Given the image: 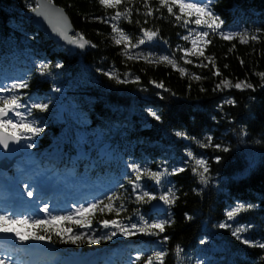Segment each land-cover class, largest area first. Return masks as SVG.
I'll list each match as a JSON object with an SVG mask.
<instances>
[{
    "label": "trees",
    "instance_id": "obj_1",
    "mask_svg": "<svg viewBox=\"0 0 264 264\" xmlns=\"http://www.w3.org/2000/svg\"><path fill=\"white\" fill-rule=\"evenodd\" d=\"M53 1L67 11L77 34L90 41L91 47L88 51L71 52L38 31L27 14L32 11L29 5L36 6V0H0V60L9 61L29 54L45 60L48 65L45 71L35 65L26 80L28 87L22 91L49 92L55 84L66 88L80 114L87 119L86 135L100 132L116 154L139 163L142 169L167 170L160 183L165 184L173 203L167 204V212L161 214L169 221L164 228V237L168 239L163 238V264H194L192 257L206 236L225 245L226 250L216 253L218 260L224 258L219 264H264V249L258 246L264 243V78L257 75L264 72V0H213L211 7L224 21L223 30L247 32L249 37L256 35L258 39L241 43L239 37L224 40L218 31H210L204 56L191 58V63L186 62L182 51L189 45L183 39L188 24L185 25L183 19L177 21L159 0H122L117 9L105 8L99 0ZM145 3L152 9L151 15H145L148 11ZM126 7L132 9L131 22L122 17L116 23L130 37L131 43L144 37L143 29L157 32L154 46L166 50L186 73L181 75L172 66L130 60L123 55V46L113 41L111 26L104 20H110L116 10L123 12ZM173 12L182 15L178 6ZM188 20L190 23L193 18ZM207 56H212L213 61H208ZM201 64L207 67L198 66ZM217 69L218 76L213 74ZM109 72L127 83H118L105 74ZM190 73L201 79L190 78ZM225 79L232 85L241 81L251 83L254 89L233 87L230 91H213ZM160 84L163 88L158 86ZM226 100L236 103H224ZM152 112L161 119L156 120ZM35 113L47 118L38 144L40 153L51 150L60 141L67 155L80 152L72 124L50 120L46 110L35 109ZM178 132L193 139L186 138V142ZM209 135L213 137V144L221 145L220 149L203 148L197 143H206ZM85 148L83 154L89 153L93 158L100 145ZM188 148H192L195 155L206 156L207 183H202L192 171L196 164L187 156ZM217 156L219 161L215 159ZM95 161L97 170L90 173L107 176L120 169L119 158L102 164L97 158ZM79 162V170L90 169L83 156ZM181 163L184 171L173 173L174 166ZM115 175L118 179L114 187L99 200L97 210L83 215L90 220L87 225L96 227L112 219L120 223H152L158 215L152 212V203L163 195L157 182L143 172L139 180L135 171H117ZM136 183L144 190L139 191ZM145 191L155 193L156 199H137ZM109 202L114 209L121 210L118 213L98 210ZM238 203L255 205L236 215L253 244H243L232 235V228L219 227L228 220L229 208ZM77 221L62 220L58 226L47 225V220L40 221L49 231L29 223L33 236L50 235L51 239L45 240L63 253L100 250L118 242L101 239L98 244L87 243L90 235L80 236L78 228L85 224ZM142 236L151 237L144 233ZM69 237L79 239L72 243ZM149 255H141L134 264H144Z\"/></svg>",
    "mask_w": 264,
    "mask_h": 264
},
{
    "label": "rangeland",
    "instance_id": "obj_2",
    "mask_svg": "<svg viewBox=\"0 0 264 264\" xmlns=\"http://www.w3.org/2000/svg\"><path fill=\"white\" fill-rule=\"evenodd\" d=\"M185 2H196V0H185ZM29 8L32 9L33 6L29 5ZM27 14L31 18L32 11L27 13ZM193 20H194V18H193ZM107 24H109V26H111L110 22H108ZM222 25H221V29L223 30ZM199 30L210 32L209 29H207L203 26H200V28H197V26L193 22H190V23H188L187 27L185 28V34L183 35V37L186 35H189L190 32H192L194 35L195 31H199ZM217 31L219 32V30H217ZM224 31H226V32H238V31H231V30H224ZM113 35H115V34L112 33L111 36L113 37ZM205 39H207V37ZM155 42H156V37H154L152 40H148L145 38L144 44H140L138 47H133V45H136L137 43H131V41H130V44L127 46L128 55L126 56L124 54V51H123V55L128 59H129V56H131L132 58L130 60H135V61L142 60L143 62H146L148 64L163 63L166 65L172 66L171 64H168L166 61H159L160 56H168L169 58L174 59L175 61H176V59L174 57H172L166 50L162 49L161 47H155L154 46ZM187 42L189 44L187 48H190L191 43H190V41H187ZM121 45L123 46V48L125 50V45H123V44H121ZM202 47L204 48V51H205L206 45H202ZM26 54H28V53H26ZM140 54H142V55H140ZM149 54H151V56H149ZM144 57H148V59H145ZM196 57H198V56H193L191 53H188L187 56L184 57V59L186 61H188L191 58H196ZM149 60H152L153 62L150 63ZM43 64H45V60L34 58L32 55H29V54L26 57H19V56L13 57L9 61H3L2 62L0 60V88L7 87L10 89V87L13 83H15L19 80L26 81L30 72L32 71V68L35 65L36 66H42ZM175 69H179V66L177 63H176ZM185 73H186V71H185ZM191 74L192 73L189 74L190 78L195 79L193 77V75H191ZM221 88L224 89L225 91H230L233 89V87H227V86H223V85H221ZM9 94L19 95L21 98V103L28 106V108L30 109V114L28 112H26V110L24 108L19 109V111L25 112L26 121L27 122H34L33 123L34 127H40L42 129L44 127V122L47 120V118H41V117L37 116V113H35V109L31 108V105L35 104V103H44V104L48 105V108L46 109V111L49 115L50 120L55 121L56 123H63V124L67 123L70 125L72 124L73 125L72 127L74 128V137L76 138V142L78 143V146L80 148V155L83 156V159L87 160V163L90 165V170H91V168L94 169L98 166L97 161H95L96 158L98 159L99 162H101V164H102V162L109 161L113 158H119L118 167L120 169L117 170L118 172H123V171L125 173L128 171L134 172V170L130 167V165L131 164L140 165L137 162L128 160L126 157H123L119 153L116 154L114 152V150L112 149L110 143L104 141V135L101 134L100 132L97 131L94 135H91V136L86 135V131L84 129H85V124H86L87 119H85V117H83L80 114V112L77 108V105L74 103V101H72L70 99L69 94H68V90L66 88H64L58 84H55L53 89L49 92L42 91V93H37V92L30 93L27 91L26 92L22 91V89H15L14 92L10 91L8 93L0 92V95H9ZM62 109L64 110L63 114H61ZM13 116H14V114H10L7 118H13ZM19 119H20L19 117H15L14 123L17 122ZM86 125H88V124H86ZM16 134L20 135L21 138L24 139V143H25L24 145L26 146V149L24 151V150H22L23 148H21L23 155L20 159H18L15 162V165L11 168L13 171V175L16 176L17 174H22V173H26L27 175H29L33 170L31 171V165H29L27 163L28 160L32 161V163H34V164L42 163V161L53 163V165L58 164L57 160H54L56 158V157H54V155L51 157H45L44 156L46 153H47V155H51L48 153L49 151H43L40 153L39 150H37L39 140L42 137V131L39 134H33L30 131H28L27 129H18V130H16ZM183 138H185V137H183ZM85 141H87V142H85ZM90 142H93V143L91 144ZM59 143H61V141L58 142L57 146L54 149H57L56 152L60 153L65 158L67 156V154L64 153L63 148L60 146ZM89 145H93V146L94 145L95 146L100 145V148H99V151L97 152V155L93 158H91L88 155L89 153H86V155L83 154L84 150L86 149L85 146H89ZM20 146H21V144H20ZM189 151H191L193 153L192 148H188L186 150L187 156H188ZM5 154H6V152L2 153L1 155H5ZM6 156H8V154H6ZM193 156L197 159L202 157L207 161V158L204 155H195L193 153ZM52 158H54V159L52 160ZM56 159L59 160V158H56ZM70 160L73 162V161H76V158L72 157V158H70ZM32 163H30V164H32ZM140 167H141V165H140ZM175 167L183 168V164L179 165V166H174V168ZM141 169H142V167H141ZM16 170H18V171H16ZM3 171H5V170H3ZM49 171L50 170H48V169L46 170V168H43L42 172L40 173V177L35 176L36 178L31 179L30 182H34V181L37 182L39 179H41L42 176H44V174H46ZM73 171H75V170L74 169H68V171H66V173H63V174L56 172V175H54L53 178L60 177V175H61L62 178L67 177L68 179L73 180L72 176L74 174L71 173ZM117 171H112L109 175L106 174L107 176H104V175L100 176L102 181H97V180L96 181L100 182L101 184H97V182L96 183L94 182L95 187H93V188H95V189L100 188L102 191H107L108 189L110 190V188L114 186L115 181H117V179H118L115 175V173ZM33 174H34V171H33ZM91 175H92V173H90L89 171H87V174H85V176H91ZM16 177H17L16 178L17 180L21 181V179H19V175ZM76 177H80L81 178V179H79L80 181H83V182L87 181L86 178H82L83 176L77 175ZM106 180H108V181L112 180V181L108 182ZM71 182H73V181H71ZM52 183H54L52 181V179L45 180V181H38L34 186V190L37 191L39 189L38 186L45 184V185L51 187V189H49V190L52 191L53 189H56ZM66 183H68V182L66 181ZM54 184H56V183H54ZM157 184H158L157 186H158L160 193H162L163 195L169 194L167 192V189L165 188L164 183H157ZM56 185H60V184H56ZM136 185H139V186L137 187ZM29 186H30V183L25 182V187L27 188ZM135 187L139 191L144 190L143 186L140 183H136ZM60 191L62 193H64V191H67V190L62 187L60 189ZM145 192H147V191H145ZM148 193L155 196V193H153V192H148ZM92 199H93V201L94 200L96 201L97 195L95 197H93ZM95 201L93 203H95ZM81 205L74 206V207H76L78 209L81 207ZM87 207L88 206H85L84 208H87ZM235 207L236 206L230 207L228 211H230L232 208H235ZM167 210L168 209H166L165 212H167ZM87 212L88 211L84 212L83 214L77 213V212L72 213V214H74L72 219H74V222H75V219L79 220V218L82 215L86 214ZM234 219H235V221H232L231 219L228 218V220H226L224 222V224L230 225V227H228V228H232L233 231H236L238 228H243L244 231H241L238 233L239 239L242 241L244 239H249L245 235L246 227L244 226V224H240L237 222V216H235ZM35 220H38V221L42 220V217L39 216V218H36ZM154 220H165V217L161 214H158V215H155ZM61 221L62 220H56V221H53L52 223L54 226H58ZM121 224L130 226L131 224H142V223H140L138 221H133L130 223H125V222L123 223L122 222ZM8 227L16 228L21 233L28 235L30 237L33 236L32 230L30 229V223L29 222L27 224H9ZM133 231L135 232V230H133ZM79 232L83 233V235H90V237H92V238L104 237L106 235H110L112 232H116V235L112 236V238H111V240H113V242L118 241L116 243V245L110 244L106 248H103L100 250L89 251L92 254H97L99 256V258L101 259V261H103L104 264L111 263V261H113V259L116 263H118L119 259L122 256L125 257V260H123L122 264H134L135 261H137L136 257L138 254H142V255L150 254L151 255L152 252H155V251H164L165 252V248L163 245V238H164V235L166 232L165 229L163 232L159 233V235L153 234V235H151V237H144V236H142V233H140V232H135V234L132 236H124L116 228V226L113 224H109L107 227H105L104 224L100 225V226H96V227H91V228L88 226V227L82 228L81 231H79ZM0 234L3 237H5V239L7 240V245H9L10 247H12L14 249L15 248L17 249V247L25 246L26 242L28 240L32 239V238H30L27 241L21 242L18 238H16L15 233L0 232ZM144 239H148V241H144ZM3 241H4V238H3ZM224 250H226L224 244H218L210 236H206L201 240V245L195 251L194 256L192 257V261L194 264H197V261H203V264H219L220 262H222L224 260V258L220 257V259L218 260L216 253L219 251H224ZM54 251H55V248L53 246L49 245L47 253L52 254ZM17 253H20V251H17ZM23 257L24 256H22V259L17 260L14 264H26V260ZM0 258H1V256H0ZM5 264H11V262L5 261ZM153 264H160V262L156 261L154 259Z\"/></svg>",
    "mask_w": 264,
    "mask_h": 264
},
{
    "label": "snow or ice",
    "instance_id": "obj_3",
    "mask_svg": "<svg viewBox=\"0 0 264 264\" xmlns=\"http://www.w3.org/2000/svg\"><path fill=\"white\" fill-rule=\"evenodd\" d=\"M99 2L105 8L117 9V6L121 5L122 0H99ZM159 3L162 7H166L167 11L169 13H172L175 16L177 21H180L183 19L185 25H187L189 22L188 18H194L192 22L197 26V28H200V26H203L209 29L210 31H212L213 33L219 30V35L224 40H232L236 37H239V40L241 43H247L249 39L253 41L258 39L256 35H252L251 37H249L247 32H243V33L242 32H226L222 30L221 25L224 23V21L221 20L218 15H215L213 13V10L211 7L213 0H196V2H185V0H159ZM47 5L51 6V0H47ZM175 6H178L179 13L182 15H177L176 13L173 12V8ZM43 7L45 6L38 5L36 8H32V11L37 12L39 9ZM145 7L148 8V11L145 13V15L146 16L151 15L152 9L148 7L147 3H145ZM55 11L58 13L59 19L57 21V25L55 26L54 30L59 32L61 35H63L65 39H69L67 33H68V29L70 28V24L66 16L64 15L62 9H56ZM41 14H44V13H41ZM131 15H132V9L126 7L123 12L116 10L115 14L110 17V20H107V19L104 20L105 23H108V22L111 23L112 33L115 34L112 37L114 42L117 45H121V44L125 45L124 54L126 56L128 55L127 46L130 44V37L124 32L123 29L117 26L116 22L119 21L122 17L125 20H129V22H131L129 19ZM100 19H103V18H100ZM50 23H51V20H50ZM143 33H144V38H140L137 44L133 45V47H138L140 44H144L145 38L148 40H152L154 37L158 36L157 32L150 31L147 29H143ZM208 35H209V31L199 30V31H195L194 35L192 32H190L189 35L184 36L183 39L185 41H190L191 43L190 48L182 49V51L185 53V56H187L188 53H191L193 56L203 57L204 48L202 47V45H206L209 43V41L205 39L206 37H208ZM70 43L78 44L80 48H83L85 47L86 44H89L90 41L85 40L82 35L78 34L77 37H74L70 40ZM149 56H151V54H149ZM131 58L132 57L129 56V59ZM144 58L148 59V57H144ZM206 59L208 61H213L212 56H207ZM159 61H166L168 64H171L174 68L176 67V61L174 59L169 58L168 56H160ZM149 62L151 63L153 61L149 60ZM186 62L191 63L192 61L188 60ZM241 63H243V61H241ZM198 66L207 67L206 64H201ZM57 67H59V65H57ZM225 67H227V65H225ZM47 69H48L47 64H43L41 66V71H45ZM178 70L181 73V75H183L186 71L185 68H182V67L179 68ZM105 74L108 75L112 79H116L118 83H127L126 80L121 81L114 72H109ZM213 74L217 76L220 75L219 70L217 69V71L214 72ZM191 75H193L195 79H201V77L196 76L195 73H192ZM257 75L260 76L261 78H264V72H260ZM136 80H139L138 76L136 77ZM221 83L223 86L235 87L237 89H254V85H252L251 83H247L245 81H241V82L236 83L235 85H232L229 80L225 79ZM158 86L163 88V84H160ZM27 87H28V84L26 81L19 80L13 83L10 89L7 87L0 88V92H4V93H8L10 91L14 92L15 89H23ZM218 89L222 90L221 84L216 85V88L213 89V91H216ZM224 103L235 104L236 101L226 100ZM21 108H24L26 112L30 114V109L28 108L27 105L21 103V98L19 95L17 94L0 95V145H3V148L5 149L9 147L10 140L19 141L21 139V136L16 134V130L18 129H27L33 134H39L42 131L40 127L33 126L34 122L26 121L25 112L19 111V109ZM31 108L39 109V110H46L48 108V105L44 103H35L31 105ZM10 113L14 114L13 118H7ZM151 114L152 116L155 117L156 120L161 119V117L158 116L155 112H152ZM15 117H19L20 119L14 123ZM177 135L181 137L189 138L187 137V134L184 132H178ZM189 139H193V138H189ZM206 140H207L206 143H200L199 141H197V143H199L200 146L203 148H209V147H213L215 149L221 148V145L219 143L213 144V137L211 135L207 136ZM223 150L227 151L228 149L224 148ZM188 156L195 160L196 167H193L192 171L199 176V179L202 183H207L209 180V177L206 175V173H208L209 171L207 161L202 157L198 159L195 158L191 151L188 152ZM215 159L219 161L220 157L217 156L215 157ZM130 167L136 173V180L140 179L141 173L143 172V174L147 176L148 178L155 180L157 183H160L161 178L165 176L167 173V170H165L164 172H160V171H151L146 168L141 169L140 165L138 164H131ZM183 171L184 169L181 167H175L172 170L173 173H180ZM136 186L138 187L139 185H136ZM28 195L30 196L32 195V193L29 192ZM145 197H147L150 200L156 199L155 196L151 195L148 192L143 193L142 196H138L137 199L143 200ZM108 199L109 201H111L112 198L109 197ZM159 199L163 200L167 204L173 203V198H171L167 194L160 196ZM100 203H101L100 201H97L96 203L89 204L87 208H84L83 206H81L80 208L76 209V212L81 213V214H83L86 211H90V210L92 212H95L98 208V205H100ZM253 207H255V205H252V204L245 205V204L238 203L235 208H232L230 211L227 212V216L229 217V219H232L238 213L247 211L248 209H251ZM98 210L100 212L107 210L109 212L116 211L118 213L121 209H114L111 202H109L107 205H104L103 207H99ZM45 211H47L46 207H45ZM73 215L74 214H69L68 216H64V217L49 215L48 220H47V225H51L52 222L56 220H71L73 218ZM28 222L29 221L27 217L13 218L6 213L0 214V232L15 233L16 238H18L21 242L27 241L30 238L35 239V240H45V239L50 240L51 239L50 235L36 234L30 237L28 235L21 233L16 228L8 227L9 224H27ZM89 222L90 220L87 217H83V216H81V218L77 221V223H80V224H87ZM102 223L104 224L105 227H107L109 224H113L124 236H132L135 234V232H140V233H144L147 235H152V234L159 235V233L164 231L165 225L169 223V221L154 220L152 221V223H148L147 221H144L142 224H131L130 226L121 224L116 219L104 220L102 221ZM32 225L35 227L36 225H41V222L38 220H33ZM47 225H41L44 231H49V229L47 228ZM219 227L228 228L230 227V225L222 223L219 225ZM133 230H135V232ZM57 231L59 233V230ZM241 231H244V229L238 228L236 231L232 232V235L237 236V238L239 239L238 233ZM115 235H116V232H112L110 235H106L104 237H96V238L88 237L87 243L98 244L101 239H111L112 236H115ZM80 236H83V233H80ZM69 239L72 243H77L79 237H69ZM164 239L167 240L168 237L165 236ZM242 242L245 245L253 244V241H251L250 239H244ZM258 246L259 248L264 249V243L259 244ZM176 251L177 253L180 252L179 246H177ZM141 255L142 254L137 255L136 257L137 260L140 259ZM164 256H165L164 251L152 252V254L149 255L147 259L144 261V264H153L154 259L156 261H159L160 264H163ZM5 259H7V257L0 258V264H5ZM197 264H203V261H197Z\"/></svg>",
    "mask_w": 264,
    "mask_h": 264
},
{
    "label": "water",
    "instance_id": "obj_4",
    "mask_svg": "<svg viewBox=\"0 0 264 264\" xmlns=\"http://www.w3.org/2000/svg\"><path fill=\"white\" fill-rule=\"evenodd\" d=\"M38 5L45 6L39 9L37 12L32 11V14H31L32 24L38 31L42 32L49 40H52L54 43H56L57 45L61 47H66L71 52H75L77 50L88 51L90 49L91 43L86 44L85 47L83 48H80L78 44L70 43V40L74 37H77L78 34L76 32L74 23L71 20L70 15L67 13V11L63 7L57 5L53 0H51V6L47 5V0H36L35 8ZM56 9L63 10V13L66 16L70 24V28L68 29V33H67L69 39H65L63 35H61L59 32L54 30L55 26L57 25V21L59 19L58 13L55 11ZM41 13H44V14H41ZM50 20H51V23H50ZM63 111L64 110L62 109L61 114H63ZM184 140L186 142L188 141L186 138H184ZM19 141L10 140L9 147L7 149L3 148V145H0V165L3 166L4 168L7 169L11 167L16 162V160L22 156V151H21ZM4 152H6L8 156H6V154L1 155ZM151 208H152L153 213H163L166 210L167 205L163 200H158L152 203ZM231 220L235 221L234 218Z\"/></svg>",
    "mask_w": 264,
    "mask_h": 264
},
{
    "label": "bare ground",
    "instance_id": "obj_5",
    "mask_svg": "<svg viewBox=\"0 0 264 264\" xmlns=\"http://www.w3.org/2000/svg\"><path fill=\"white\" fill-rule=\"evenodd\" d=\"M20 144H21V148H23L22 150L25 151L26 146L24 145L25 143H24V139H23V138L20 139ZM53 159H54V158H52V160H53ZM54 160H57L58 164L53 165V163L43 162V161H42V163L34 164V163H32V161H29V160H28L27 163H28L29 165H31V169L34 171V174L31 175V176H29L28 178H27V176H25V175H21V177H20L21 182H24V181H26V180H31V179H33V178H36L35 176L40 177V173L42 172V169H43V168H46V169H48V170H50V171L47 172L46 174H44L43 178L39 179L40 181H41V180H42V181H45V180L52 179V181H53L54 183H56V184H60L61 186H68L69 182L66 183V181H65L66 178H65V177L62 178V176H60V177L53 178V176L56 175V172L62 171V170H64V168H65L64 165L60 164V160H61L60 158H59V160L56 159V158H55ZM30 163H32V164H30ZM65 171H68V170L65 169ZM41 176H42V175H41ZM54 183H53V184H54ZM44 192H46V191L44 190ZM40 195H41V196L43 197V199L45 200V193H41ZM58 195H60V194H58ZM2 242H3V239H2ZM4 242H6L5 239H4ZM8 250H9L10 255H11V254H13V252L16 250V248L14 249V248L8 246ZM11 252H12V253H11ZM23 258L25 259V257H23ZM81 258H88V256H81ZM19 259H22V256H20V255L16 256L15 261H17V260H19Z\"/></svg>",
    "mask_w": 264,
    "mask_h": 264
}]
</instances>
